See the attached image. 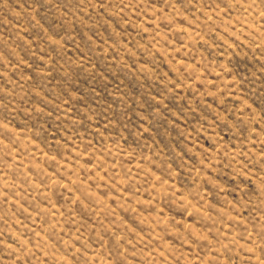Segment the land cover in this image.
Instances as JSON below:
<instances>
[{
	"label": "rangeland",
	"instance_id": "obj_1",
	"mask_svg": "<svg viewBox=\"0 0 264 264\" xmlns=\"http://www.w3.org/2000/svg\"><path fill=\"white\" fill-rule=\"evenodd\" d=\"M0 264H264V0H0Z\"/></svg>",
	"mask_w": 264,
	"mask_h": 264
}]
</instances>
